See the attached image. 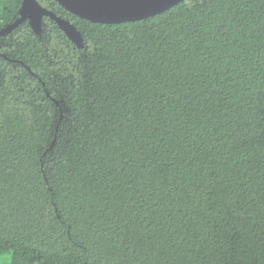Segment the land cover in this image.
Masks as SVG:
<instances>
[{"label": "trees", "instance_id": "1", "mask_svg": "<svg viewBox=\"0 0 264 264\" xmlns=\"http://www.w3.org/2000/svg\"><path fill=\"white\" fill-rule=\"evenodd\" d=\"M22 0H0V28ZM0 36V264H264V0H182Z\"/></svg>", "mask_w": 264, "mask_h": 264}, {"label": "water", "instance_id": "2", "mask_svg": "<svg viewBox=\"0 0 264 264\" xmlns=\"http://www.w3.org/2000/svg\"><path fill=\"white\" fill-rule=\"evenodd\" d=\"M71 13L100 23H121L137 21L160 13L182 0H56ZM44 17L54 20L66 36L77 46H84V39L79 30L69 20L57 15L41 5L38 0H22L18 17L0 28V36L11 33L24 21L32 30L42 32Z\"/></svg>", "mask_w": 264, "mask_h": 264}]
</instances>
